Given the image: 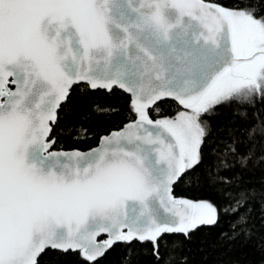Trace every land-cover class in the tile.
<instances>
[{
    "label": "snow or ice",
    "instance_id": "snow-or-ice-1",
    "mask_svg": "<svg viewBox=\"0 0 264 264\" xmlns=\"http://www.w3.org/2000/svg\"><path fill=\"white\" fill-rule=\"evenodd\" d=\"M97 90L128 94L135 118L87 152L60 150L58 136L90 135L61 122L72 120L78 94ZM166 106L183 110L168 117ZM258 106L264 0H0V264H44L53 253L100 264L133 242L173 264L180 245L169 249L165 234L190 240L221 214L236 217L229 239L251 238L254 203L264 221V182L244 180L264 165ZM220 107L256 123L245 139L218 141L225 147L210 170ZM205 179L220 185L219 209L174 196L178 182Z\"/></svg>",
    "mask_w": 264,
    "mask_h": 264
},
{
    "label": "trees",
    "instance_id": "trees-1",
    "mask_svg": "<svg viewBox=\"0 0 264 264\" xmlns=\"http://www.w3.org/2000/svg\"><path fill=\"white\" fill-rule=\"evenodd\" d=\"M210 1L223 3L225 6L230 3V0ZM73 104L75 115L72 120L61 123L71 124L75 127L82 126L88 130L90 135L84 139H74L75 132L71 135H60L58 136L60 149L87 150L92 148L98 144L103 135L121 128L125 123L135 118L129 109V96L122 92H116L113 95L100 90L82 93L74 98ZM172 104L175 105V102ZM96 105L117 111L110 114H97L93 111ZM177 110H183L182 106H166L163 115L172 117ZM218 111L219 114L210 120L213 128V141L208 146V155L205 158V167L210 170L213 168L216 156L225 147L218 141L231 142L233 137L245 139L244 130L256 123L255 120L245 121L238 115H234V110L230 107H220ZM260 116L261 119H264V112ZM152 118L159 117L153 116ZM228 129L232 130L231 135H229ZM213 148L216 149V154H213ZM239 151L242 153L246 151L244 144L239 145ZM200 171L203 173L204 169L202 168ZM224 175L231 176L232 173L226 172ZM244 180L248 182V187L260 188L264 182V165L245 172ZM219 187V184L210 186L206 179L199 187L178 182L174 186V194L194 202L210 201L219 209L227 203L217 191ZM253 208L252 223L255 225L256 234L251 238L241 235L235 240L229 239L232 235L230 225L236 217L223 214L220 215L217 225L201 226L192 234L190 240H185L182 234H165L169 249L174 243L180 245L173 253L176 256L173 264H264V221L261 219L259 203H254ZM161 251L164 257L169 255L168 251L164 249ZM44 264H82V262L78 255H56L53 253L45 257ZM100 264H158V262L152 254L150 242H144L143 245L133 242L131 248L122 243L114 245L101 259ZM160 264H163V261Z\"/></svg>",
    "mask_w": 264,
    "mask_h": 264
},
{
    "label": "water",
    "instance_id": "water-1",
    "mask_svg": "<svg viewBox=\"0 0 264 264\" xmlns=\"http://www.w3.org/2000/svg\"><path fill=\"white\" fill-rule=\"evenodd\" d=\"M206 2H214V1H210V0H206ZM130 121H128L127 123H129ZM127 123H125L121 128H119V129H117V130H121ZM117 130H112V131H117ZM111 131V132H112ZM109 134V133H108ZM108 134H105V135H108ZM105 135H103V136H105ZM101 139V138H100ZM99 143H100V140H99V142H98V144L96 145V146H94V147H92V148H89V149H87V150H81V149H76V150H80V151H84V152H87V151H89L90 149H93V148H96V147H98L99 146ZM60 150H65V149H60ZM70 150H74V149H68V150H65V151H70ZM173 194H174V188H173ZM174 196H176L175 194H174ZM177 198H181V197H178V196H176Z\"/></svg>",
    "mask_w": 264,
    "mask_h": 264
},
{
    "label": "rangeland",
    "instance_id": "rangeland-1",
    "mask_svg": "<svg viewBox=\"0 0 264 264\" xmlns=\"http://www.w3.org/2000/svg\"><path fill=\"white\" fill-rule=\"evenodd\" d=\"M196 202V201H195Z\"/></svg>",
    "mask_w": 264,
    "mask_h": 264
}]
</instances>
